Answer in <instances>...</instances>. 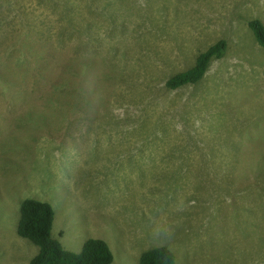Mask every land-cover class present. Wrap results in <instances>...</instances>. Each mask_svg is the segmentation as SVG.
<instances>
[{
  "label": "rangeland",
  "instance_id": "rangeland-1",
  "mask_svg": "<svg viewBox=\"0 0 264 264\" xmlns=\"http://www.w3.org/2000/svg\"><path fill=\"white\" fill-rule=\"evenodd\" d=\"M0 6V264L39 250L17 233L26 197L53 206L65 249L102 238L111 264L162 245L175 264H264V47L249 27L264 0ZM219 39L199 82L167 87Z\"/></svg>",
  "mask_w": 264,
  "mask_h": 264
},
{
  "label": "trees",
  "instance_id": "trees-1",
  "mask_svg": "<svg viewBox=\"0 0 264 264\" xmlns=\"http://www.w3.org/2000/svg\"><path fill=\"white\" fill-rule=\"evenodd\" d=\"M64 6L59 15L70 26L65 27L60 36L69 38L71 33L77 32V29L75 24L67 22V19H71L68 8L73 6L68 3ZM0 16H6L4 6H0ZM249 27L259 44L264 47L263 21L258 18L251 19ZM4 48L3 51L6 52ZM226 48L227 41L219 39L197 55L195 64L191 68L172 75L166 82L167 87L176 89L199 82L206 74L211 61L222 57ZM8 64L11 65V62ZM66 83L75 84L76 80L71 78ZM54 214L53 206L47 201L26 197L21 202L17 233L39 248L37 254L31 258L30 264H111L113 262V251L108 242L102 238H88L79 252L65 249L60 240L52 234ZM175 260L174 252L162 245L145 250L140 256L139 264H175Z\"/></svg>",
  "mask_w": 264,
  "mask_h": 264
}]
</instances>
